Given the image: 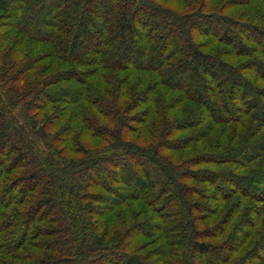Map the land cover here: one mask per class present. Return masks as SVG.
Masks as SVG:
<instances>
[{"label":"trees","instance_id":"1","mask_svg":"<svg viewBox=\"0 0 264 264\" xmlns=\"http://www.w3.org/2000/svg\"><path fill=\"white\" fill-rule=\"evenodd\" d=\"M0 264H264V0H0Z\"/></svg>","mask_w":264,"mask_h":264},{"label":"rangeland","instance_id":"2","mask_svg":"<svg viewBox=\"0 0 264 264\" xmlns=\"http://www.w3.org/2000/svg\"><path fill=\"white\" fill-rule=\"evenodd\" d=\"M61 17V16H60ZM131 37H133V36H131ZM109 38V37H108ZM130 41L131 42H133L134 40H133V38H130ZM153 42V41H152ZM151 46L153 47V46H155V43L153 42L152 44H151ZM85 52H87V51H80L79 52V54H80V57H82V58H86V60L88 61L89 60V55H85V56H83V54H86ZM189 85V83H187L186 82V84H185V86H188ZM213 108V110L216 112H214L215 114H217V110L214 108V107H212ZM71 156H73V155H71ZM101 169H103V166L101 167H99V169H98V176H99V178L100 179H102V176H103V173H102V171H101ZM102 181H103V179H102ZM254 195V194H253ZM157 206V205H156ZM170 213V212H169ZM167 215L169 216L170 214H168L167 213Z\"/></svg>","mask_w":264,"mask_h":264}]
</instances>
